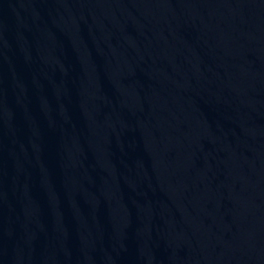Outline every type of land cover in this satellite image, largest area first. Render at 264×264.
Returning <instances> with one entry per match:
<instances>
[{
	"label": "water",
	"instance_id": "1",
	"mask_svg": "<svg viewBox=\"0 0 264 264\" xmlns=\"http://www.w3.org/2000/svg\"><path fill=\"white\" fill-rule=\"evenodd\" d=\"M0 264H264V0H0Z\"/></svg>",
	"mask_w": 264,
	"mask_h": 264
}]
</instances>
